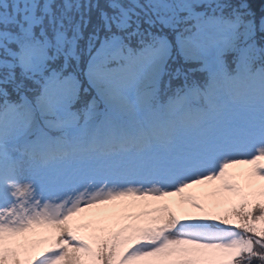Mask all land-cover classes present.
Wrapping results in <instances>:
<instances>
[{"label":"snow or ice","instance_id":"1","mask_svg":"<svg viewBox=\"0 0 264 264\" xmlns=\"http://www.w3.org/2000/svg\"><path fill=\"white\" fill-rule=\"evenodd\" d=\"M0 264H264V0H0Z\"/></svg>","mask_w":264,"mask_h":264}]
</instances>
